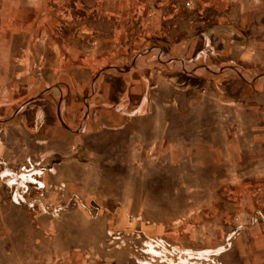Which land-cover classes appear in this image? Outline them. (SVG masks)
Here are the masks:
<instances>
[{
    "label": "rangeland",
    "instance_id": "rangeland-1",
    "mask_svg": "<svg viewBox=\"0 0 264 264\" xmlns=\"http://www.w3.org/2000/svg\"><path fill=\"white\" fill-rule=\"evenodd\" d=\"M171 1L0 0V32H75L77 50L94 43L106 51L101 61L76 54V81L91 67V92L100 75L112 84L113 76H148L144 105L124 129L77 127L74 141L43 150L51 173L37 191L16 179L40 150L26 140L37 134L29 122L20 129L25 104H12L0 123V264H62L67 254L85 264H112L106 255L114 264H221L201 255L232 246L204 226V207L214 204L221 222L247 210L264 233V69L191 52L201 21L177 14L188 0ZM80 82L72 105L84 112ZM62 88H47L39 103L50 93L60 99Z\"/></svg>",
    "mask_w": 264,
    "mask_h": 264
},
{
    "label": "crops",
    "instance_id": "crops-1",
    "mask_svg": "<svg viewBox=\"0 0 264 264\" xmlns=\"http://www.w3.org/2000/svg\"><path fill=\"white\" fill-rule=\"evenodd\" d=\"M112 1V5L118 3V0ZM159 2L161 6L176 4L171 0ZM187 2L190 9L183 8V2L182 9L177 14L182 16V20L185 15L188 18L194 16L195 20L201 21L202 29L193 35L191 52L216 54L229 64H241L242 68L264 69V0ZM209 23L217 25L216 30L220 32H207L208 28L203 27ZM75 37V32H0V123L4 118L11 117L13 103H24L25 107H20L17 111L20 129L23 132V129L29 127L37 133L33 135V139L26 133V140H29L28 143L34 141L36 149L40 150L38 157H43V150L55 149L54 143L57 141H74L70 131L77 127H81L82 133L124 129L134 121L132 117L144 105L141 86L148 81V76L137 79H132V76L130 78V73L113 76L112 84L104 75H100L95 81L98 83L96 91L91 92L87 87L94 80L90 67L87 68L84 79L81 82L76 81L75 70L80 69V66H76V54H93V59L101 61L103 58L100 53L106 51H102L94 43L90 47L85 45L83 50H77ZM91 39L89 37L87 41L90 43ZM179 46H183V43ZM77 82L86 85L81 91L85 97L86 92L89 95L83 105L86 112H81L78 110L79 106L72 105ZM55 86H63L61 98H58L57 93H50L44 99L45 104L39 103L42 99L38 96L47 88ZM28 105L33 107H26ZM128 109H133V113H127ZM60 125L65 126V130H61ZM26 148L30 150L32 147ZM204 208L209 215L204 221V226L208 224L214 229L213 241L227 238V241H232V246L222 254L219 253L222 251L219 248L213 253L206 252L201 255L210 261H216L217 257L222 256L221 259L217 258V262L221 264H264V233L258 224H251V213L239 209L236 213H231V217H237L238 222H234L231 217L230 220L221 222L217 212L218 205H208ZM191 254V260L199 255L194 252ZM119 258L123 260V257ZM63 259L62 264L86 263L85 259H80L79 255L74 254H67ZM103 259L112 264L117 262L116 257L112 258L111 255H106Z\"/></svg>",
    "mask_w": 264,
    "mask_h": 264
},
{
    "label": "built area",
    "instance_id": "built-area-1",
    "mask_svg": "<svg viewBox=\"0 0 264 264\" xmlns=\"http://www.w3.org/2000/svg\"><path fill=\"white\" fill-rule=\"evenodd\" d=\"M42 161H43L42 157H39L38 160L26 159L24 165L25 167L22 166L20 168L21 169L19 171L20 176L16 178L19 181V183L23 185L26 184L27 186L32 187L34 191L43 188V183H42L43 175H45L46 172L51 173V168L43 167ZM9 181L10 182L12 181V177L9 178ZM13 182L16 183V181ZM257 215L259 218L263 217L261 212H258ZM186 254L190 256V259L192 258L191 252H186Z\"/></svg>",
    "mask_w": 264,
    "mask_h": 264
}]
</instances>
